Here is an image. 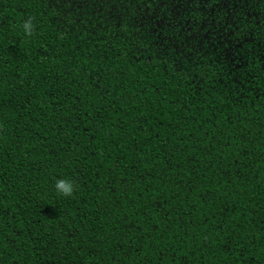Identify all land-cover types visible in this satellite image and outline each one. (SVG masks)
I'll return each mask as SVG.
<instances>
[{"label": "trees", "instance_id": "trees-1", "mask_svg": "<svg viewBox=\"0 0 264 264\" xmlns=\"http://www.w3.org/2000/svg\"><path fill=\"white\" fill-rule=\"evenodd\" d=\"M0 264H264V0H0Z\"/></svg>", "mask_w": 264, "mask_h": 264}, {"label": "clouds", "instance_id": "clouds-1", "mask_svg": "<svg viewBox=\"0 0 264 264\" xmlns=\"http://www.w3.org/2000/svg\"><path fill=\"white\" fill-rule=\"evenodd\" d=\"M21 29L25 37H30L34 30L32 18L22 21ZM54 190L60 197H71L75 190L74 182L70 178H56L54 181Z\"/></svg>", "mask_w": 264, "mask_h": 264}]
</instances>
